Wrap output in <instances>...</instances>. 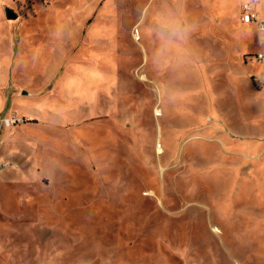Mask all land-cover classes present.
Instances as JSON below:
<instances>
[{"label":"rangeland","instance_id":"1","mask_svg":"<svg viewBox=\"0 0 264 264\" xmlns=\"http://www.w3.org/2000/svg\"><path fill=\"white\" fill-rule=\"evenodd\" d=\"M242 2L0 0V264H264Z\"/></svg>","mask_w":264,"mask_h":264},{"label":"built area","instance_id":"2","mask_svg":"<svg viewBox=\"0 0 264 264\" xmlns=\"http://www.w3.org/2000/svg\"><path fill=\"white\" fill-rule=\"evenodd\" d=\"M262 0H243L241 6V20L245 24L256 23L261 31L264 32V19L261 17V3ZM259 60L264 59V52H259L256 54ZM19 122H24L23 118L16 115L6 117L4 119V124L6 126H14ZM8 163H1L0 167L6 166Z\"/></svg>","mask_w":264,"mask_h":264},{"label":"water","instance_id":"3","mask_svg":"<svg viewBox=\"0 0 264 264\" xmlns=\"http://www.w3.org/2000/svg\"><path fill=\"white\" fill-rule=\"evenodd\" d=\"M7 15H8V17L9 18H11V19H15V18H17V14L12 10V9H7Z\"/></svg>","mask_w":264,"mask_h":264}]
</instances>
